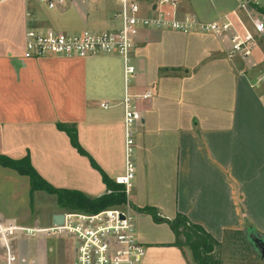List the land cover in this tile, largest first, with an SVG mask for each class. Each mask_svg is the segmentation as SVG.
Segmentation results:
<instances>
[{
  "label": "crops",
  "instance_id": "0c3cea01",
  "mask_svg": "<svg viewBox=\"0 0 264 264\" xmlns=\"http://www.w3.org/2000/svg\"><path fill=\"white\" fill-rule=\"evenodd\" d=\"M137 1L143 15H150L159 0ZM35 3L0 1V155L29 156L53 186L100 196L108 188L91 159L118 183L126 173L123 100L151 92L136 101L142 119L132 155L135 178L127 192L146 247L142 264L192 263L188 248L171 245L175 233L169 223L155 221L141 210L146 206L167 219L185 214L218 241L237 229L264 236V52L259 45L247 59L231 58L228 35L142 28L128 57L136 75L127 80V59L118 53L23 55L29 27L73 33L120 26L113 18L120 7L116 0H91L55 14ZM235 6L236 0H178L177 15L212 21ZM67 12L83 25H58ZM59 122L75 124L87 154L73 146ZM41 191L32 192L28 176L0 165V221L35 225L21 220ZM73 244L55 258L47 248L31 251L23 244V250L48 261H71Z\"/></svg>",
  "mask_w": 264,
  "mask_h": 264
},
{
  "label": "built area",
  "instance_id": "2783aa9c",
  "mask_svg": "<svg viewBox=\"0 0 264 264\" xmlns=\"http://www.w3.org/2000/svg\"><path fill=\"white\" fill-rule=\"evenodd\" d=\"M3 1V0H0ZM49 9L88 4L91 0H29ZM119 9L113 18L121 25L109 30L86 28L78 32L41 30L29 27L26 32L24 57L52 55L84 57L98 53H118L126 57V78L135 77V66L129 54L136 47L142 28L174 29L185 33L200 32L228 35L229 57L249 58L264 38V0H236V6L212 21H203L195 14L177 15L178 0H159L143 15L137 0H116ZM264 77H260L261 79ZM149 98L151 92L127 94L123 100L126 125V173L118 178L128 192L135 178L136 166L132 158L136 125L142 114L136 101ZM106 107V103H102ZM57 225H20L0 221V264H142L146 247L137 235L135 216L129 206L107 207L96 212L69 211ZM64 236L73 241V258L48 261L24 252L23 238L35 236ZM60 249L48 247L46 254H58ZM64 257V256H63Z\"/></svg>",
  "mask_w": 264,
  "mask_h": 264
},
{
  "label": "trees",
  "instance_id": "16d2710c",
  "mask_svg": "<svg viewBox=\"0 0 264 264\" xmlns=\"http://www.w3.org/2000/svg\"><path fill=\"white\" fill-rule=\"evenodd\" d=\"M59 129L64 130L70 137L71 143L82 154L87 152L82 148L78 140V133L75 124L61 123ZM92 164L97 167L107 185L108 192L92 197L76 189L58 188L45 180L36 168L32 165L30 157L14 159L6 155H0V165L10 167L30 179L31 190L46 191L56 196L59 207L68 210L96 212L107 207H114L129 204L128 195L124 185L111 180L91 159ZM152 215L157 222H167L175 233V241L171 245L185 247L190 251L193 264H222L219 257L221 248L234 242H241L248 250L251 246L247 241V233L244 230H229L225 233L222 241H218L202 225L192 222L185 214L178 213L174 219H167L159 214V211L152 206L141 208Z\"/></svg>",
  "mask_w": 264,
  "mask_h": 264
},
{
  "label": "rangeland",
  "instance_id": "374dc122",
  "mask_svg": "<svg viewBox=\"0 0 264 264\" xmlns=\"http://www.w3.org/2000/svg\"><path fill=\"white\" fill-rule=\"evenodd\" d=\"M186 1H192L194 3L200 0H186ZM211 1H214V0H211ZM35 4L37 5L38 8L42 10L44 9V11L47 13H50V14L57 13L56 9H49L47 6H45L42 3L36 2ZM69 14L70 13L67 12L66 14L63 15L62 18H59L58 25L65 26L68 23H71L72 27H73V24H74V27L83 25L82 22H78V20H75L73 17L71 18ZM72 27H69V28H72ZM258 45H259V48L262 49V51L264 52V41L259 42ZM117 207H124V206L120 205ZM69 211H75V210H68V209H63L59 207L56 202V196L52 194H48L44 191H41L39 193H36L33 210H29V212L27 210L28 215L26 218L21 220V223L23 224L36 223L40 225H49L51 224V216L53 214L60 213V212H69ZM23 239H24V243H23L24 246H26L31 251H34L37 249L43 250L48 247H54L58 250L60 249L61 252H65L67 248L70 247L73 243L72 239H68L64 236L46 237V236L41 235V236H37L33 238L27 237ZM248 243L251 246V250H248L243 243L238 242V241L231 243L229 245H225L223 248H221L220 253L218 252V255L222 259V264H264V257H262L257 252V250L254 248V246L249 241ZM53 257L55 258L56 254H54L52 258Z\"/></svg>",
  "mask_w": 264,
  "mask_h": 264
},
{
  "label": "water",
  "instance_id": "95a60500",
  "mask_svg": "<svg viewBox=\"0 0 264 264\" xmlns=\"http://www.w3.org/2000/svg\"><path fill=\"white\" fill-rule=\"evenodd\" d=\"M64 213H56L53 216V223L60 225L64 221ZM248 241L254 246L257 252L264 257V236H260L257 233H247Z\"/></svg>",
  "mask_w": 264,
  "mask_h": 264
}]
</instances>
